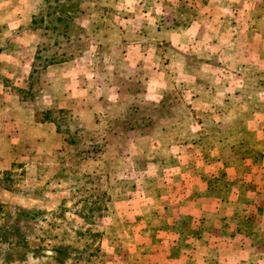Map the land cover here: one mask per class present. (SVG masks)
<instances>
[{
  "label": "rangeland",
  "instance_id": "1",
  "mask_svg": "<svg viewBox=\"0 0 264 264\" xmlns=\"http://www.w3.org/2000/svg\"><path fill=\"white\" fill-rule=\"evenodd\" d=\"M46 1L0 0V264H56L33 249L78 231L103 234L78 264H264V0H73L74 56L32 80L15 17Z\"/></svg>",
  "mask_w": 264,
  "mask_h": 264
},
{
  "label": "trees",
  "instance_id": "2",
  "mask_svg": "<svg viewBox=\"0 0 264 264\" xmlns=\"http://www.w3.org/2000/svg\"><path fill=\"white\" fill-rule=\"evenodd\" d=\"M47 7L45 11L39 15L33 17L31 30L44 29L45 32L51 35V38L54 40V43L50 46L40 48L36 55V61L33 66V72L31 78L33 80L38 69H46L51 65H59L66 63L69 57H73V53L69 52V48L76 42L77 31H81L82 28L79 27L76 23V19L81 15H84L83 11H79L80 4L73 2V0H47ZM51 54L46 55V53L51 52ZM59 113H66L65 111H60ZM45 121L48 123H54L57 126L58 131L65 132L67 134V140L70 143V146L78 149L79 155L84 156L85 158H91L92 152L101 153L102 147L94 145L92 148L83 149L80 143V130L71 131L69 129L63 130V124L60 120L54 117V112L52 110L45 112ZM95 157V156H93ZM92 157V158H93ZM87 177V176H86ZM88 179H93L88 176ZM103 197V196H102ZM109 201V198H108ZM64 209V208H63ZM109 210V204L106 206L103 205V201L98 199L94 203V207H89L86 211V208H83L79 213V218L85 221L87 224L97 226L96 212L102 211V213H107ZM39 215V212H28L25 213V218L35 217ZM78 215V214H77ZM104 215H100L99 218H103ZM80 235V240H83L82 247L77 249L72 246H58L54 247L49 251L43 245L37 246L34 248V253H43L52 252L56 254V257L53 258L56 264H78L84 262H90L93 257L99 254L101 249L103 234H94L90 235L86 232L78 231Z\"/></svg>",
  "mask_w": 264,
  "mask_h": 264
},
{
  "label": "crops",
  "instance_id": "3",
  "mask_svg": "<svg viewBox=\"0 0 264 264\" xmlns=\"http://www.w3.org/2000/svg\"><path fill=\"white\" fill-rule=\"evenodd\" d=\"M34 14L35 12L32 13L30 16L21 15V17L16 15L18 17L15 18L16 20L20 21V26L27 28L31 24ZM16 37H18V39L20 40L18 45L19 48L17 50H19V52H21L24 55V58H22V60H25L24 65L31 68L34 62L33 59L35 57V53H37L38 50V44L35 43L36 40L38 39V31L22 30L21 32H19V34L18 33L16 34ZM34 38L35 40H33ZM26 40H29V42ZM9 53L10 51L8 50L0 53V62H3L2 64H4V62L8 60L6 59V56ZM7 64H13V63H7ZM207 224L212 226L214 224V221L207 220Z\"/></svg>",
  "mask_w": 264,
  "mask_h": 264
}]
</instances>
